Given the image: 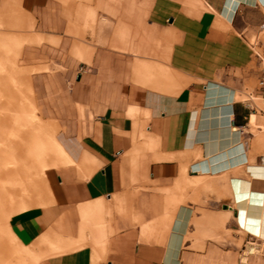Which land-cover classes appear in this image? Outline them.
Returning <instances> with one entry per match:
<instances>
[{
    "label": "crops",
    "instance_id": "crops-1",
    "mask_svg": "<svg viewBox=\"0 0 264 264\" xmlns=\"http://www.w3.org/2000/svg\"><path fill=\"white\" fill-rule=\"evenodd\" d=\"M67 1L0 0V13L27 27L16 65L62 153L43 171L49 202L9 218L15 238L42 255L48 240L80 242L39 264H193L202 254L186 251L187 238L217 239L230 215L219 210L215 232L188 235L199 191L216 202L230 193L227 210L250 235L237 194L264 164V0H152L150 40L121 16L109 40L120 52L77 39Z\"/></svg>",
    "mask_w": 264,
    "mask_h": 264
},
{
    "label": "rangeland",
    "instance_id": "rangeland-1",
    "mask_svg": "<svg viewBox=\"0 0 264 264\" xmlns=\"http://www.w3.org/2000/svg\"><path fill=\"white\" fill-rule=\"evenodd\" d=\"M134 1L68 0L65 8L70 9L71 19L67 17L68 11H62V14L69 20L74 31L73 34L77 39L85 40L93 45H105L113 52L126 51V47L118 46V42H109L117 31L116 28L119 27L118 22L121 16L124 18V24L130 30L147 33L148 40L146 41H149L151 37L147 30L146 13L152 0ZM79 3L84 6H92L94 11H77ZM130 3H134V10L127 6ZM4 16L0 13V159L6 158L11 164L12 178L7 180L12 183L15 191L18 193V188L23 186L22 182L27 180L31 187H36L30 192L31 199H34L38 195L41 196V192L36 189L38 187L44 188V169L59 162V159H62V153L52 141V136H54L52 128L47 122L36 117L24 73L16 65V54L23 42L20 35L27 27L22 28L16 20L14 21L13 16ZM11 19L13 20L10 21ZM92 20L95 21L93 28L92 26L88 27L86 23ZM26 44L23 46L22 57L19 59V66L21 67L25 65L28 67L23 57V53L29 52ZM143 49L145 50V47ZM251 102L261 106L258 99H253ZM8 181L6 182L8 183ZM3 193L9 195L7 190L0 192L2 201L5 200ZM196 194L198 202L192 203L196 206L193 207L194 217L188 235L194 234L195 231L215 232L212 218H214L215 212L219 210L224 209V213L230 215L222 222L220 230L224 233L221 232L217 239H214V235H208L197 240L187 238L186 251L202 254L197 256V260L193 258L192 263L209 264L211 262L216 264L217 258H220L223 264H264V245L252 235H243L235 223L232 212L228 211L233 210L230 193L225 192L224 196L218 199L219 202H216L214 192L209 191L208 195H204L199 191ZM47 199L49 200L48 196ZM205 200L206 207H200L201 204H205ZM11 216V210L9 211L7 208L3 210L0 201V223L4 221V218L9 221ZM204 217L210 218L208 224L203 221ZM208 226H212L211 230ZM254 243L260 252L254 253L249 249L255 248ZM79 246V241H65L63 245H59V253L73 250ZM245 251L247 252L246 263H241ZM11 253L14 255L13 252ZM30 262V264H36L33 260Z\"/></svg>",
    "mask_w": 264,
    "mask_h": 264
},
{
    "label": "bare ground",
    "instance_id": "bare-ground-1",
    "mask_svg": "<svg viewBox=\"0 0 264 264\" xmlns=\"http://www.w3.org/2000/svg\"><path fill=\"white\" fill-rule=\"evenodd\" d=\"M263 161L264 160L261 162ZM236 163L237 161L235 160L234 164ZM10 166L11 164L8 163L6 158L0 159V192L7 190L9 193L8 196L3 193L5 195L4 201L1 200L0 194V201L2 202L3 210L7 208L9 211L11 210L13 215L35 206L38 207L45 205L49 202L45 187H38L39 189L37 188L36 190L41 192V196L38 195L36 198L31 199L30 192L36 187H31L27 180L22 182L23 186L18 188L19 191L17 193V191H15L16 189L12 187V183L7 180L12 178ZM255 167L258 171L256 175L253 174L255 176L253 181L239 180L240 189L237 194L238 213L240 225L242 226L241 230L243 232H245L244 230H247L250 235L264 240V164L255 165ZM6 181H8V183ZM4 186H6V188H4ZM234 207H236L235 203ZM48 243L50 245L49 254L56 255V253H59V244L56 241L48 240ZM254 245L255 248L249 249L254 251V253L259 252L260 249L257 248L255 243ZM30 247L22 245L17 238H15L10 229L9 221L4 218V221L0 223V264H30L31 260H33L36 264H39L40 260L44 256L49 255H42L38 250H36L37 248L33 249ZM10 251L13 252L14 255H11L12 253ZM246 251L244 252L243 257L247 256Z\"/></svg>",
    "mask_w": 264,
    "mask_h": 264
},
{
    "label": "built area",
    "instance_id": "built-area-1",
    "mask_svg": "<svg viewBox=\"0 0 264 264\" xmlns=\"http://www.w3.org/2000/svg\"><path fill=\"white\" fill-rule=\"evenodd\" d=\"M259 58V72H260V76H259V80H258V84H259V92H260V99L262 100L263 104H264V57H258ZM252 112L255 111V108L252 106L250 109ZM263 160V158H261V161ZM192 172H195V170H191Z\"/></svg>",
    "mask_w": 264,
    "mask_h": 264
}]
</instances>
